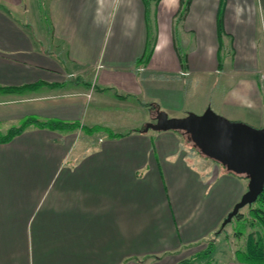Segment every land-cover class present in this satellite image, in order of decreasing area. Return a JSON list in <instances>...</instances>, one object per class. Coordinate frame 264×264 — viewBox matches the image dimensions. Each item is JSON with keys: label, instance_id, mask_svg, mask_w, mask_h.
<instances>
[{"label": "crops", "instance_id": "0c3cea01", "mask_svg": "<svg viewBox=\"0 0 264 264\" xmlns=\"http://www.w3.org/2000/svg\"><path fill=\"white\" fill-rule=\"evenodd\" d=\"M180 7L0 0V86L42 83L0 90L1 131L34 115L123 135L85 134L76 148L81 129L32 125L0 143V264H178L242 199L248 178L193 153L179 131L145 127L153 103L264 128V0H193L178 21ZM149 24L156 46L139 65ZM215 264L249 263L234 251Z\"/></svg>", "mask_w": 264, "mask_h": 264}, {"label": "water", "instance_id": "95a60500", "mask_svg": "<svg viewBox=\"0 0 264 264\" xmlns=\"http://www.w3.org/2000/svg\"><path fill=\"white\" fill-rule=\"evenodd\" d=\"M155 123L145 131L179 130L186 132L207 156L248 179V190L228 213L222 225L229 223L240 210L257 201L264 190V128L234 122L208 108L204 114L170 117L159 110Z\"/></svg>", "mask_w": 264, "mask_h": 264}, {"label": "trees", "instance_id": "16d2710c", "mask_svg": "<svg viewBox=\"0 0 264 264\" xmlns=\"http://www.w3.org/2000/svg\"><path fill=\"white\" fill-rule=\"evenodd\" d=\"M192 1L193 0H181V7L177 13L178 21H182L185 18V16L187 15L189 11V7ZM218 27H219V32L221 33L223 30L222 16H219ZM155 46H156V34L152 26L149 24L147 50L145 54L143 55V57L138 59L137 64L139 65L146 64L152 57V54L155 50ZM180 56H181L183 63L185 64V56L181 52H180ZM41 84L42 83L39 82L33 85H26V86L15 87V88H7V87L0 86V90L1 91H20V90L27 89V88H35ZM48 84L53 87L62 85L60 83H48ZM97 89L99 91H106L107 88L98 87ZM118 96L120 98H126V96H122V95H118ZM148 105L151 108V112L153 116L156 118L157 113L159 111V105L153 104V103H150ZM32 125L37 126L39 128H43V129L67 131V132L81 129L83 132H86V134H90V135L96 132L104 131L111 138H120L123 136L121 134L114 133L113 131L105 127H100V126L87 127L83 125L80 121H65L61 119L41 120L37 116L31 115V116L24 118L18 125H14L11 128H9L6 132L1 131L0 129V143H8L12 141L14 138L21 135L25 130H27ZM176 131H179V130H176ZM179 132H183V131H179ZM224 167L226 169V166ZM227 171L237 176L247 178L244 174H239L232 170H227ZM234 218L238 219L237 231H236L238 236H242L245 233V230L248 225H251V227H259L260 229V231L256 232L255 235L251 233L249 234L248 244L246 245L244 249H238L236 251L235 253L236 259L243 263L264 264V190L259 195L257 201L249 205V210H248V214L246 215V217L243 215V213H239ZM212 252H213V243L211 241V243L208 244L207 248L198 252L194 256H191L190 258L184 259L178 264H191L192 262L198 261L200 259L205 260V264H211L212 259L210 258V255Z\"/></svg>", "mask_w": 264, "mask_h": 264}, {"label": "rangeland", "instance_id": "374dc122", "mask_svg": "<svg viewBox=\"0 0 264 264\" xmlns=\"http://www.w3.org/2000/svg\"><path fill=\"white\" fill-rule=\"evenodd\" d=\"M181 133H183L185 135V139L186 138L188 139L189 145H190L193 153H198V154L203 155L206 158L214 160L213 158L204 154L199 149V147L195 144L194 140L190 137L189 134H187L186 132H181ZM85 134H86V132H83V133L80 131L77 132V136H78V138L80 136V138L77 140V143L75 144L76 148L78 146H80V147L85 146L83 143V138L85 137L84 136ZM226 170H228V169L226 168ZM248 210H249V205L243 207L239 213H243V215L246 217V215L248 214ZM234 217L225 226L222 225L214 233V235L211 236V238L208 240L207 246L209 243H211V241L213 243V252L210 255V258L212 259L211 264H215L217 262H220V260H224L225 258H228L229 256H231L234 253V251L236 253V251L238 249H244L246 247V245L248 244L249 234L251 233V234L255 235L256 232L260 231L259 227H251V225H248L246 230H245V233L242 236H238L236 233L238 219H236ZM215 238L217 240H215ZM205 246H206V244H203V245L201 244L197 247H192V249H190L187 253L188 254L193 253L192 256H194L198 252L202 251V250H200L197 252L198 249H201L202 247H205ZM190 257H191V255H190ZM198 261L202 264H205V260L200 259Z\"/></svg>", "mask_w": 264, "mask_h": 264}, {"label": "built area", "instance_id": "2783aa9c", "mask_svg": "<svg viewBox=\"0 0 264 264\" xmlns=\"http://www.w3.org/2000/svg\"><path fill=\"white\" fill-rule=\"evenodd\" d=\"M191 264H202L199 261L192 262Z\"/></svg>", "mask_w": 264, "mask_h": 264}]
</instances>
